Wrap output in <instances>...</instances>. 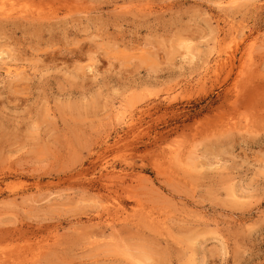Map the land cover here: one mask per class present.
Returning a JSON list of instances; mask_svg holds the SVG:
<instances>
[{
  "label": "rangeland",
  "instance_id": "374dc122",
  "mask_svg": "<svg viewBox=\"0 0 264 264\" xmlns=\"http://www.w3.org/2000/svg\"><path fill=\"white\" fill-rule=\"evenodd\" d=\"M0 264H264V0H0Z\"/></svg>",
  "mask_w": 264,
  "mask_h": 264
},
{
  "label": "bare ground",
  "instance_id": "6f19581e",
  "mask_svg": "<svg viewBox=\"0 0 264 264\" xmlns=\"http://www.w3.org/2000/svg\"><path fill=\"white\" fill-rule=\"evenodd\" d=\"M228 57H229V55H228ZM233 58V62H234V57H232ZM227 59H229V58H227ZM226 59V60H227ZM230 60V59H229ZM228 61V60H227ZM225 62V61H224ZM229 63H230V61H229ZM222 64H223V62H222ZM225 65H227V62H226V64ZM234 65V64H233ZM230 66H231V64H230ZM232 70V69H231ZM230 70V71H231ZM7 73L9 74V75H19L20 74V72L17 70V69H14L13 67H8V69H7Z\"/></svg>",
  "mask_w": 264,
  "mask_h": 264
}]
</instances>
